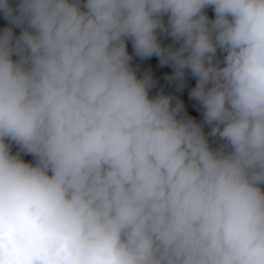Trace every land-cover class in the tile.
<instances>
[{"label":"clouds","instance_id":"9594fccd","mask_svg":"<svg viewBox=\"0 0 264 264\" xmlns=\"http://www.w3.org/2000/svg\"><path fill=\"white\" fill-rule=\"evenodd\" d=\"M0 14V264H264V0ZM128 42L195 78L200 119Z\"/></svg>","mask_w":264,"mask_h":264},{"label":"trees","instance_id":"16d2710c","mask_svg":"<svg viewBox=\"0 0 264 264\" xmlns=\"http://www.w3.org/2000/svg\"><path fill=\"white\" fill-rule=\"evenodd\" d=\"M18 0H11V3L15 5ZM210 18L213 16L212 9H206ZM8 25V21L0 14V28H3ZM14 34H18L20 29L14 28ZM170 38L163 39L162 43H170ZM128 51L129 54L133 56L132 64L134 66H139L137 68V74L140 75L144 71H151L153 75V79L155 80V84L151 89L150 95L156 94L158 91L163 92L164 94L171 95L175 98H179L185 105V110L193 115L195 118L200 119V106L197 102L188 96V92L191 87L195 84V78L186 72L185 75V86L182 89H177L176 82L170 81L166 79L168 75H170L173 69L168 65H159L157 57H150L145 59H140L136 57L133 53V49L131 43L128 42ZM207 129V128H206ZM13 151H15V147H13ZM23 158L26 161H30L32 157L30 155H24Z\"/></svg>","mask_w":264,"mask_h":264},{"label":"rangeland","instance_id":"374dc122","mask_svg":"<svg viewBox=\"0 0 264 264\" xmlns=\"http://www.w3.org/2000/svg\"><path fill=\"white\" fill-rule=\"evenodd\" d=\"M207 131V129H205Z\"/></svg>","mask_w":264,"mask_h":264}]
</instances>
